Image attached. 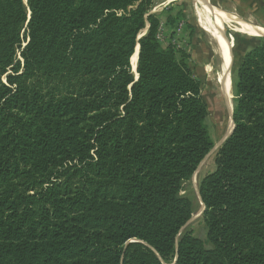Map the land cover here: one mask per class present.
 <instances>
[{"label": "trees", "instance_id": "1", "mask_svg": "<svg viewBox=\"0 0 264 264\" xmlns=\"http://www.w3.org/2000/svg\"><path fill=\"white\" fill-rule=\"evenodd\" d=\"M23 1L0 0V264H264V41L237 68L198 238L182 192L213 148L207 104L151 0Z\"/></svg>", "mask_w": 264, "mask_h": 264}, {"label": "rangeland", "instance_id": "2", "mask_svg": "<svg viewBox=\"0 0 264 264\" xmlns=\"http://www.w3.org/2000/svg\"><path fill=\"white\" fill-rule=\"evenodd\" d=\"M208 2L211 6L216 5L229 13L239 15L244 20H252V23L264 27V3H262L264 0H208ZM198 6L193 0H176L172 3H168V0H151L149 14L156 16L159 21L156 33L159 45L163 49H172L176 58L187 62L194 78L200 82L202 97L207 104L208 115L205 123L213 142V148L199 164L189 182L184 184L182 192L194 203L193 216L185 228L193 236L203 238L205 236L202 221L203 206L198 196V185L207 174L214 170L215 152L233 128L234 85L237 79L236 71L241 59L248 50L263 42L264 39L251 38L232 32L231 26H227L225 32L224 27L218 26L210 16V21L216 25L215 37H219L225 43V56L228 63L226 73L231 79L232 92L230 93V95L232 94V101L230 100V107L228 108L223 103L222 98L220 103L217 101L218 98L215 97L211 86L216 81L221 61L217 56L215 44L202 28L197 13ZM147 27L148 24L146 23V30H142L137 38L140 39L145 35L148 30ZM216 70L218 71L216 72ZM131 72L136 80V74L132 67Z\"/></svg>", "mask_w": 264, "mask_h": 264}, {"label": "bare ground", "instance_id": "3", "mask_svg": "<svg viewBox=\"0 0 264 264\" xmlns=\"http://www.w3.org/2000/svg\"><path fill=\"white\" fill-rule=\"evenodd\" d=\"M172 1H174V0H168V2H172ZM193 1L199 5L197 8V13H198V17L200 19L202 28L205 31V33L209 36V38L213 41V43L215 44L217 56H219V59L221 61L219 71L216 70V72L218 71V74L216 75L217 77L215 76L216 81H214L213 85H211L213 87V88L212 87L211 88L214 91L215 97L218 98L217 101H219V103H220L221 98H222V100L224 101L223 103H225V106H227L229 108L231 95H232V94L230 95V93H232V92H231V79H230V76L227 75V73H226L227 68H228V63H227V59L225 56L224 41L222 40L220 42V38L218 37V39H217L215 37V33H216L215 26L216 25L210 21L209 16L205 12V10H206V8H210L209 11L212 13L211 16L213 17L214 21L216 22V24L218 26L223 25L224 30L227 26H231L232 32L239 33V34H242V35L247 36V37L264 39V27L252 23L253 22L252 20H247V19L244 20L239 15H235L231 12L229 13V12L221 9L220 7H218L216 5L211 6L209 4L208 0H193ZM262 3H264V2H262ZM261 6H263V5H261ZM238 14H239V12H238ZM248 18H250V17L248 16ZM225 32H226V30H225ZM130 64H131V67L133 70L135 67V64H136V56H133L131 58Z\"/></svg>", "mask_w": 264, "mask_h": 264}, {"label": "water", "instance_id": "4", "mask_svg": "<svg viewBox=\"0 0 264 264\" xmlns=\"http://www.w3.org/2000/svg\"><path fill=\"white\" fill-rule=\"evenodd\" d=\"M23 3L26 4V0H24ZM147 29H148V27H147ZM145 30H146V29H145ZM137 39H139V38H137ZM138 52H139V46L137 45V47L135 48L134 54H133V56H136V64H137ZM133 56H132V57H133ZM130 61H131V60H130ZM136 64H135V67H134L133 71H134V73L136 74V78H137V73H136V67H137V66H136ZM130 66H131V64H130ZM232 129H233V128H232ZM231 131H232V130H231ZM230 133H231V132H230ZM230 133H229V135H230ZM229 135H228V136H229ZM190 220H191V219H190ZM190 220L188 221V223L190 222ZM188 223H187V224H188ZM187 224H186V225H187ZM186 225H185V226H186Z\"/></svg>", "mask_w": 264, "mask_h": 264}, {"label": "crops", "instance_id": "5", "mask_svg": "<svg viewBox=\"0 0 264 264\" xmlns=\"http://www.w3.org/2000/svg\"><path fill=\"white\" fill-rule=\"evenodd\" d=\"M174 1H176V0H174ZM174 1H172V2H174ZM172 2H168V3H172ZM209 7V6H208ZM209 9L210 8H206V10H205V12L208 14V16H209V19H210V16L212 15V13L209 11ZM212 17V16H211ZM212 19H213V17H212ZM214 20V19H213ZM215 22V21H214ZM216 23V22H215ZM222 24V23H221ZM223 26V25H222ZM217 38V37H216ZM218 39V38H217ZM222 40H220V42H221ZM224 47H225V43H224Z\"/></svg>", "mask_w": 264, "mask_h": 264}, {"label": "built area", "instance_id": "6", "mask_svg": "<svg viewBox=\"0 0 264 264\" xmlns=\"http://www.w3.org/2000/svg\"><path fill=\"white\" fill-rule=\"evenodd\" d=\"M157 38V37H156Z\"/></svg>", "mask_w": 264, "mask_h": 264}]
</instances>
